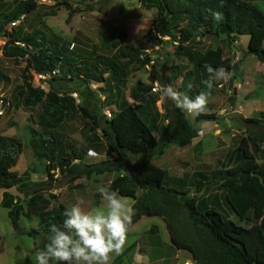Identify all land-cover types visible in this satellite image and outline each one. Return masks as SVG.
I'll return each instance as SVG.
<instances>
[{
	"label": "trees",
	"instance_id": "1",
	"mask_svg": "<svg viewBox=\"0 0 264 264\" xmlns=\"http://www.w3.org/2000/svg\"><path fill=\"white\" fill-rule=\"evenodd\" d=\"M37 1H14L13 10L0 16V37L5 39L2 56L17 64L24 63L20 90L22 105L42 107L38 121L40 129L24 127V133L29 135L27 140L0 133L1 206L8 210L13 229L21 232L19 218L23 214L19 200L7 193L10 189L29 197L31 206L25 217L39 219V228L48 234V241L50 225L62 224L64 212L69 209L62 203L50 207L51 201L38 191L29 192V179L13 170L23 148L28 146L35 160L46 161L45 174L50 180L55 164L71 183L95 180L112 173L114 176L108 187L120 196L134 200L130 228L142 217H160L171 244L177 251L188 252L194 264H264V112L245 119L247 132L225 163L223 158L218 159L216 167L210 171L172 177L153 161L162 158L170 147L190 146L200 131L197 124L219 120L212 110L215 106L207 103L204 111L190 120L189 114L174 103L171 106L164 104V113L160 115L154 109L157 95L151 92L152 84L161 81L160 74L154 61L142 53L143 48L125 44L126 32L118 33L113 39V36L102 37L98 43L105 53L99 54L95 50L70 49L67 42L58 45L46 40L39 31L20 36L7 28L21 16L35 11ZM56 1L70 9L69 22L75 9L66 0ZM104 1L107 0L98 3ZM144 2L156 10V18L144 40L150 41L151 46L169 44L173 55L188 61L191 69L182 74L175 66L178 73L172 68L170 79L164 81L170 84L180 77L178 89L189 97L195 98L201 91H209L202 83L209 78L205 65L233 73L229 85L242 73L241 62L235 59V53L226 56L225 48L219 45L199 51L197 47H202V37L233 42L247 36L246 52L264 64V12L258 5L247 0ZM86 8L95 10L93 5ZM209 10L222 13L223 20H213ZM146 66L150 67L148 78L152 84L137 81L129 92L130 103L124 98L122 88L130 71H139ZM34 75L46 76L47 92L32 83ZM91 83L103 85L104 89H99L104 93L102 101ZM56 85L61 90L68 85L72 88L60 93L55 89ZM218 86L214 81L209 97ZM218 90L223 92V86ZM71 94L77 95L80 114L89 121L86 126L92 144L99 141L95 133H101L104 152L111 155L108 159L86 163L85 151L64 145L55 133L75 103ZM228 103L233 105L232 99ZM111 104L115 105V111L107 118L102 108ZM160 118L164 123H158ZM74 188L83 186L76 184ZM96 196L102 199L101 195ZM222 205L227 216L219 211ZM48 241L43 240L38 249L44 248Z\"/></svg>",
	"mask_w": 264,
	"mask_h": 264
},
{
	"label": "rangeland",
	"instance_id": "2",
	"mask_svg": "<svg viewBox=\"0 0 264 264\" xmlns=\"http://www.w3.org/2000/svg\"><path fill=\"white\" fill-rule=\"evenodd\" d=\"M66 1L75 9L69 22H67L70 10L68 7L59 5L56 0H38L35 11L21 16L18 23L12 27L8 25L7 28L20 33V36L39 31L46 40L54 41L58 45L67 42L70 44V49L74 47V50H95L99 54L105 53L100 50L98 43L102 37L113 36L111 37L113 39L118 33L126 32L125 44L143 48L142 53L147 54L154 61L161 81L150 83L149 66L139 71L132 70L126 79L125 87L122 88L123 96L132 103L129 92L137 81L152 84L151 92L157 95L154 109L163 115V105L171 106L173 103L163 95V87L171 85L180 91L178 88L181 85L180 77L170 84L164 79H170L172 68L175 70L178 66L183 74L191 69V66L188 61L173 55V48L169 44L157 43L159 46L157 47L151 46L150 41L144 40L152 21L156 18V10L149 7L144 0H107L102 3H98L100 0ZM88 5H93L95 10H86ZM14 6V0H0V16L12 11ZM258 7L264 12V3L260 2ZM77 9H79L78 12H76ZM247 40V36L239 37L233 42H219L214 37L201 38L202 47H197L199 51L205 50L207 46L215 48L219 45L225 48L226 56H231L232 52L235 53L233 56L241 62L242 73L240 72L233 80L236 87L232 83L227 84L223 86V92H220L219 85L212 97L208 99V104L215 106L212 110L217 113L219 120L197 124L200 131L190 146L170 147L162 158L153 161L156 166L167 170L170 176L181 178L195 171H210L216 167L218 159L222 158L225 163L227 157L236 150L240 139L247 132L245 119L254 117L258 112H264V64L259 63L255 56L246 52ZM4 43L5 39L0 37V98L3 99L0 109L3 112L0 116V133L4 136L27 140L29 135L24 133V127L29 125L36 130L40 129L38 121L42 114V107L29 108L22 105L20 90L24 63L21 61L17 64L12 59L4 58L2 56ZM148 49L150 50L146 52ZM251 81L255 84L252 85ZM245 82H249V86ZM32 83L44 89L45 92L48 91L45 79L42 81L34 75ZM70 88L72 86L68 85L62 90ZM91 88L99 92V98L102 101L104 93L99 89H104L103 85L91 83ZM55 89L63 93L57 85ZM73 95L71 94L75 103L70 107L55 133L59 135L64 145H72L76 151L83 150L87 154L91 139V133L86 126V124L89 125V121H85L81 116L78 107L79 98H74L77 95ZM225 98L228 101L232 99L233 105ZM112 111H115L113 104L102 108L106 117V112ZM189 118L192 120V115H189ZM162 122L164 123L160 118L158 123ZM95 134L99 137L95 145L101 146L105 151L101 133L97 131ZM104 151L97 153L96 158H85V162L92 163L111 157ZM45 165L44 159L35 160L31 149L25 146L14 170L22 178L29 179V192L38 191L39 195L51 201L50 207L57 206L59 203L68 208L75 204H82L85 209L104 206L105 202L96 195H100L99 188L108 187L114 176L112 173L95 180H76L71 183L68 176L58 171L57 164L53 168L54 173L50 180L45 174ZM122 173L125 174V171ZM76 184H81L83 188H74ZM2 192L0 190V264H36L34 254L39 250V245L43 240L48 241L46 239L48 234L45 235L39 228L38 218L25 217V213L31 206L29 197L13 188L7 193L19 200L23 214L19 218L21 232L14 230L7 215L8 210L1 206ZM125 198L131 205L134 203L132 198ZM221 208L219 211L227 216L225 207L222 205ZM185 258L190 259L189 253L175 249L170 242L165 223L160 217L154 216L143 217L132 228H129L123 249L118 254L113 253L110 256L109 264H182ZM51 264H56V262L52 261Z\"/></svg>",
	"mask_w": 264,
	"mask_h": 264
},
{
	"label": "clouds",
	"instance_id": "3",
	"mask_svg": "<svg viewBox=\"0 0 264 264\" xmlns=\"http://www.w3.org/2000/svg\"><path fill=\"white\" fill-rule=\"evenodd\" d=\"M209 11L216 22L223 20L222 13ZM205 67L209 78L202 83L209 91H201L195 98H191L171 85L162 89L166 99L192 116H198L204 111L214 81L226 82L233 75L224 68H213L211 65ZM90 154L91 150L86 157H90ZM92 155L93 158L98 157L97 153ZM99 193L105 202L103 207L85 209L82 204H75L65 210L62 224L50 225L48 243L34 254L36 264H51L52 261L56 264H109L110 256L123 249L134 208L127 198L109 187L99 188Z\"/></svg>",
	"mask_w": 264,
	"mask_h": 264
},
{
	"label": "crops",
	"instance_id": "4",
	"mask_svg": "<svg viewBox=\"0 0 264 264\" xmlns=\"http://www.w3.org/2000/svg\"><path fill=\"white\" fill-rule=\"evenodd\" d=\"M247 1L252 2V3L255 4V5H258L260 2L264 3V0H247ZM242 37H243V36H242ZM240 38H241V37H240ZM240 41H241V39H240ZM247 42H248V40H247ZM247 42H246V46H247ZM246 73H248V72H246ZM246 73H245V74H246ZM217 83H218L220 86H225V85L228 84V81L225 82V81H219V80H218ZM250 83H251L252 85L255 84L253 81H251ZM245 84L249 86V82H248V83L245 82ZM233 85H234V83H233ZM90 140H91V139H90ZM99 145H100V142H99ZM89 150H91V153H92V154L95 153V152H96V153H99L100 151H102V152L104 151V149H102L101 146L98 147V145L92 144L91 141H90V146L87 147V151H89ZM92 154H90V157L93 158L94 156H93ZM90 157L87 156L86 158L90 159ZM13 170H14V169H13ZM142 218H143V217H142ZM232 218L235 219V217H232ZM138 222H139V221H138ZM133 226H134V225H133ZM133 226H132V227H133ZM132 227H131V228H132ZM186 260H189V258H187V259L185 258V259L183 260V262L186 261Z\"/></svg>",
	"mask_w": 264,
	"mask_h": 264
},
{
	"label": "built area",
	"instance_id": "5",
	"mask_svg": "<svg viewBox=\"0 0 264 264\" xmlns=\"http://www.w3.org/2000/svg\"><path fill=\"white\" fill-rule=\"evenodd\" d=\"M14 1H19V0H14ZM18 22H19V20H16L15 22L10 23L9 26L12 27V26H14L16 23H18ZM35 76L38 77L39 79H42V80H44V79L46 78V76H44V75H35ZM74 95H76V94H74ZM74 95H73V96H74ZM74 98H77V96L74 97ZM2 105H3V99L0 98V109H1ZM106 114H107V117H108V118L111 117L109 112H106ZM2 115H3V112L0 110V116H2ZM183 264H194V263H193L192 260H186V261L183 262Z\"/></svg>",
	"mask_w": 264,
	"mask_h": 264
}]
</instances>
